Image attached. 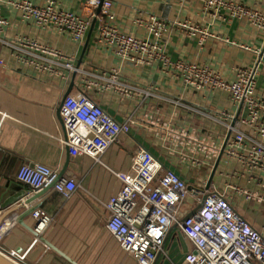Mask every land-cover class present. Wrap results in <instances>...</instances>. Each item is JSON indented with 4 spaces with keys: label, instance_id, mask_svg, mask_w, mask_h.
I'll return each instance as SVG.
<instances>
[{
    "label": "crops",
    "instance_id": "1",
    "mask_svg": "<svg viewBox=\"0 0 264 264\" xmlns=\"http://www.w3.org/2000/svg\"><path fill=\"white\" fill-rule=\"evenodd\" d=\"M20 1L0 0V17L7 21L0 33V204L29 193V187L17 180L23 164L40 163L61 171L66 165L60 143L50 136L58 127L64 132L60 107L77 71L66 70V62L74 61L77 67L83 59L76 86L129 131L111 145L73 198L65 200L54 189L38 197L40 203L34 207L54 216L41 238L26 228L37 222L31 216L24 219L23 206L15 204L14 209H22L11 220L13 228L3 235L0 250L6 255L15 251L19 264H137L107 228L106 203L123 189L114 173L130 172L137 151L146 149L190 186L207 188L232 125L247 109L220 89L195 91L182 74L164 69L159 61L147 64L118 56L98 41L96 19L82 43L38 28L22 20L16 6ZM29 1L85 16L92 13L86 0ZM237 1L264 10V0ZM112 14L113 25L144 40L155 38L147 28L154 15L164 25L157 41L173 61L209 66L225 79H234L240 68H257V90H264V33L250 20L232 18L226 9L206 11L202 0H114ZM225 111L230 117L223 115ZM209 190L223 193L264 233V173L249 166L244 155L227 147ZM194 207L188 199L181 216ZM194 248L192 240L173 226L157 264H186Z\"/></svg>",
    "mask_w": 264,
    "mask_h": 264
},
{
    "label": "built area",
    "instance_id": "2",
    "mask_svg": "<svg viewBox=\"0 0 264 264\" xmlns=\"http://www.w3.org/2000/svg\"><path fill=\"white\" fill-rule=\"evenodd\" d=\"M202 1L206 11L226 9L232 18L248 19L264 32V11L257 5L237 0ZM85 5L92 11L89 16L58 8L52 3L38 6L22 0L16 6L22 20L41 29L56 30L76 43L86 39L96 19L100 22L98 41L113 48L118 56L135 57L147 64L159 61L164 69L182 74L186 84L197 92L215 89L226 92L233 103L247 109V114L231 127L234 135L228 147L232 153L244 155L249 166L264 173V90L261 93L257 90V68H240L234 79H225L209 66L173 61L157 41L164 25L156 16L152 15L147 23L155 38L144 40L112 24L114 0H86ZM6 24V19L0 17V33ZM64 68L76 69L74 61L66 62ZM65 76L68 78V74ZM60 114L64 132L58 127L50 136L61 145L66 174L59 178L60 168L40 163L23 164L17 173V179L31 190L21 205L24 212L31 207L34 210L31 217L37 222L35 231L39 235L53 222L54 216L34 207L40 203L38 198L31 203L27 200L49 188L62 194L65 200L73 198L83 179L102 163L111 145L122 133L129 131V127L121 125L93 103L78 86L65 97ZM223 115L230 117L226 111ZM114 174L122 181L123 189L106 203L107 228L137 264H157L173 226L179 227L194 243L195 248L186 257L188 264H264V233L239 214L223 193L190 186L175 171L165 169L146 149L137 151L130 172ZM188 199L192 200L194 210L181 216ZM12 219H6L0 226V242ZM15 253L12 251L7 256L14 260ZM25 257L26 254L22 255L23 259Z\"/></svg>",
    "mask_w": 264,
    "mask_h": 264
},
{
    "label": "water",
    "instance_id": "3",
    "mask_svg": "<svg viewBox=\"0 0 264 264\" xmlns=\"http://www.w3.org/2000/svg\"><path fill=\"white\" fill-rule=\"evenodd\" d=\"M102 2H103V0H102ZM101 8H102V3H101L100 8H99L98 10L100 11ZM92 33H93V29L91 30V32H90V34H89V36H88V39H87V41H86L85 48H84V52L87 50V48H88V46H89V43H90V40H91V37H92ZM82 63H83V59H80V60L78 61L77 67H76V68H77V71L80 70V67H81ZM77 71L74 73V79L71 81V83H70V85H69V88H68V90H67V93H66L65 97L69 94V92L72 90V88L76 86L75 77H76V75H77ZM64 99H65V98H64ZM63 102H64V101H63ZM62 105H63V103L61 104L60 111H61ZM235 124H236V123H234V124L232 125V127H234ZM232 133H233V130L231 129V130L229 131V133H228L226 139H225V142H224V144H223V147H222V149H221V151H220V155H219V157H218V159H217V161H216V163H215V166H214V168H213V171H212V173H211L210 179H209V181H208V183H207V186H206L207 189H210L211 186H212V183H213L214 177H215L216 172H217V170H218V168H219V165H220V163H221L222 157H223V155H224V153H225V151H226V149H227V147H228V144H229L230 138H231V136H232ZM66 171H67V164L64 166V169L61 171V173H60V175H59V178L62 177V176H64V174H65ZM48 190H50V188L44 190L43 192H41V193L38 194V195H34V196L30 197V198L27 200L28 203H31V202L34 200L35 197H40L41 195H43V194H44L46 191H48ZM21 199H22V196H21V197H10L7 201H5L4 204H0V209L3 210V212H4V213H3L4 215H3V216L1 217V219H0V226L3 224V222H4L6 219H12V216H13L15 213H18V211H19L20 209H22V208L14 209V207H13V206H14L19 200H21ZM12 207H13V208H12ZM33 211H34L33 209L27 211V212L24 214V219H26L27 217L31 216V214L33 213ZM20 222H22V221H20ZM37 226H38V225H36L35 227H37ZM35 227H28V226H27L26 228L30 231V233L33 235V237H38V236L40 237V235L35 231ZM32 240H33V239L31 238V241H32ZM45 242L47 243V245H48L49 247H51V248H53L54 250H56V251H57L62 257H64L65 259H68V261L70 260V258H69L65 253H63L61 250H59L57 247H55L54 245H52L51 243H49V242H47V241H45ZM0 264H18V263L15 262L14 260H12L9 256H7L6 254H4V253L0 250Z\"/></svg>",
    "mask_w": 264,
    "mask_h": 264
},
{
    "label": "bare ground",
    "instance_id": "4",
    "mask_svg": "<svg viewBox=\"0 0 264 264\" xmlns=\"http://www.w3.org/2000/svg\"><path fill=\"white\" fill-rule=\"evenodd\" d=\"M29 190H30V188H29ZM30 191H31V190H30ZM30 191H29V193H30ZM41 192H42V191H41ZM41 192H38V193H36L35 195H38V194H40ZM29 193H28V194H29ZM28 194H27V195H28ZM27 195H26V197H27ZM35 198H38V197H35ZM22 200H23V198H22L21 200H19L16 204H20V205H21ZM14 206H15V205H14ZM14 206H13V207H14ZM13 207H12V208H13ZM24 213H26V212H24ZM36 238H41V236H40V237L38 236V237H36ZM63 258H64V257H63ZM64 259H65V258H64Z\"/></svg>",
    "mask_w": 264,
    "mask_h": 264
},
{
    "label": "rangeland",
    "instance_id": "5",
    "mask_svg": "<svg viewBox=\"0 0 264 264\" xmlns=\"http://www.w3.org/2000/svg\"><path fill=\"white\" fill-rule=\"evenodd\" d=\"M261 10H263V9H261ZM264 11V10H263ZM258 29V28H257ZM259 30V29H258ZM261 31V30H260ZM262 32V31H261ZM262 33H264V32H262ZM32 209V207L30 208V209H28V211L29 210H31ZM1 212V211H0ZM13 228V226H10V227H8V229H7V233L8 232H10V230ZM35 229H36V227H35ZM186 261V264H188V262H187V260H185Z\"/></svg>",
    "mask_w": 264,
    "mask_h": 264
},
{
    "label": "trees",
    "instance_id": "6",
    "mask_svg": "<svg viewBox=\"0 0 264 264\" xmlns=\"http://www.w3.org/2000/svg\"><path fill=\"white\" fill-rule=\"evenodd\" d=\"M232 137V136H231ZM18 180V179H17ZM19 181V180H18ZM20 183H22L21 181H19ZM22 184H24V183H22ZM119 244V243H118ZM120 246V245H119Z\"/></svg>",
    "mask_w": 264,
    "mask_h": 264
}]
</instances>
